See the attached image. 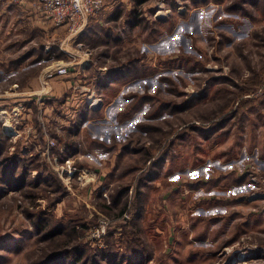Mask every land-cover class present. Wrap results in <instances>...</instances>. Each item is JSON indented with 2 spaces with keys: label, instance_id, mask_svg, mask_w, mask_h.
<instances>
[{
  "label": "rangeland",
  "instance_id": "374dc122",
  "mask_svg": "<svg viewBox=\"0 0 264 264\" xmlns=\"http://www.w3.org/2000/svg\"><path fill=\"white\" fill-rule=\"evenodd\" d=\"M8 3L7 0H0V35H6L4 39L1 38L3 43L0 42V48L3 49L0 53V96L7 97L11 93L9 89L14 84L11 80L15 79L17 88H13V92L17 97L0 99V131L6 135L10 126L16 127L14 136L7 139L8 157H40V167L31 173V177H38L45 172V175H54L66 192L62 196L57 194L60 189L57 183H53L50 189H45V186L33 189L35 200L26 197L27 193L23 195L25 191L31 190L29 187L16 193L9 191L0 198V264H42L64 251L70 254L64 264H70L71 256L79 259L75 248L80 246L86 249L88 255L83 253L78 264L84 263L88 256L95 258L99 264H109V258H100L102 251L108 256H116L117 261L113 264H264V199H248L252 189L263 192L259 182L264 179V160L260 156L264 152V139L253 141L255 147L252 145L248 148V144H245L239 156L203 157L199 155L200 151L189 156L185 141L178 138L185 131V119L172 112L176 101L180 104L186 98L198 94L195 88L203 82L199 80L200 75L205 74L201 70L208 69L213 73H219L220 70L221 75H230V69L234 67L233 59L229 61L223 52H219V41L215 40L216 29H212L213 34L209 35L207 41L197 35L192 42V53L181 45L178 55L182 56L171 61L167 55V27L161 29L151 25V32H131L133 37L129 40L133 45L140 48L144 45L147 49H152L150 46L154 44L150 42L153 40L152 37L149 40V36L153 33L162 36L157 44L161 55L153 54L152 59H145L144 66L140 67L141 74L150 67L160 69L159 74L153 77L157 80L154 82L155 88L149 86L151 80H146L147 75H143L139 79L142 81H127L130 85L141 83V89L134 86V92H128L126 89L131 86L124 85L108 92L98 89V84L89 76L91 72H88L87 79L91 84L95 83L105 107L91 111L88 120L77 124L78 112L81 109L87 111L83 103L76 104L80 100L79 93L69 89L65 80L52 81L46 89L39 91L38 78L45 63L67 58L65 54L56 57V53H90L83 42H79L84 31L76 38L69 39L65 29L55 28L48 23L44 25L47 30L41 39L40 33L33 29L36 20L30 8L23 6L15 10ZM262 6L263 9L257 12L258 22L253 40L247 44L248 58L251 54L254 57L247 62L260 71H264V18H261L264 4ZM20 37L26 40L34 38L32 48L24 47L25 43L19 41ZM43 43L46 47L43 56L45 62H34L40 57L38 52ZM224 47L228 51L232 43L226 42ZM234 48L235 45L232 52ZM17 50L21 53H16ZM31 50L35 53H30ZM28 52L33 55V60L21 63L22 69L27 67V70L16 74L7 73L11 66H8L9 63L15 61L12 56L16 55L14 59H19L21 54ZM235 52L238 51L235 49ZM155 56L156 59H153ZM90 62V69H94L92 54ZM186 62L189 68L196 71L192 77L199 76L192 78L194 81H189L185 75L188 68ZM30 63L33 66L28 68ZM134 65L137 66V63L131 67ZM175 69L178 73L172 76ZM20 81L23 83L20 84ZM28 91L38 92L31 96V101L19 94ZM113 97L116 100L112 112L110 100ZM253 97L258 98L255 94ZM16 115L19 116L12 117ZM67 115L76 117L69 118L68 123L65 119ZM259 115L264 118V114ZM254 117L257 118L256 115ZM254 123H257L256 119ZM137 128L139 135L132 137L131 134ZM41 130L46 140L53 138L56 141L49 157L32 155L35 147L33 136L37 137V144L43 143ZM176 132L175 140L178 143L175 149L178 153L175 162L181 167L171 171L169 159L164 172L160 166L157 176L161 158L167 159L168 149L175 142L169 147V138ZM68 133H72L69 144L75 143L77 150H80V146L84 150L83 163L73 159L75 162L71 166H76L79 173L71 177L61 172L68 165H65L66 159L58 158L57 152L67 144ZM125 145L130 149L147 147L153 151L152 155L143 154V165L139 158L137 162L126 163L121 167L125 174H122L119 185L129 186L127 193L122 192L125 189L111 193L108 189L100 190L98 186L97 195L88 196L90 188L99 181L107 180V175H103V164L99 165L101 157L92 155L93 151L98 150L108 157V148L116 149ZM69 149L71 151L73 147ZM158 157L159 162L151 166ZM189 161L193 165L184 164ZM93 173H98L100 179ZM153 174V183H158L159 188H146L145 194L138 195L135 183L144 177H153ZM252 178L257 183H253ZM58 196L62 198L56 203ZM121 196L123 200L118 202ZM138 197L145 199L146 203L141 200L139 203ZM72 231L74 234L71 236ZM50 233L52 237H47ZM67 239L71 242L65 244Z\"/></svg>",
  "mask_w": 264,
  "mask_h": 264
},
{
  "label": "crops",
  "instance_id": "0c3cea01",
  "mask_svg": "<svg viewBox=\"0 0 264 264\" xmlns=\"http://www.w3.org/2000/svg\"><path fill=\"white\" fill-rule=\"evenodd\" d=\"M263 4V0H111L103 13L89 20L86 29L79 37V42H83L86 48H88L97 67L96 69L94 65V69L89 70V73L91 72L89 76L98 84V89H105L108 92L124 85L126 87L135 86L141 88V83L130 85L127 81L139 80L143 75H147L146 80H151L149 86L155 88L154 82L157 80H154L153 77L159 74L160 69H155V66L150 67L151 69H148V72L146 71V73L141 74L142 68L140 67L144 66L143 61L145 59L151 60L153 54L161 55L158 52L157 44L160 43L162 36L161 34L156 36L155 33L149 36V40H151V37L153 40L150 42H154V44L150 46L152 49H147L144 45H142V48L133 45L129 40L130 37H133L131 36V32L137 30L139 34L141 32L145 33V31L151 32V25L154 28L161 27V29L167 27L169 32L166 36V39L169 40V52L167 55H169L170 60L182 56L181 54L178 55L182 48L181 45H183L184 49H187V52L192 53L193 39L199 35L201 39L207 41L210 39L209 35L213 34L212 29L215 28V40L219 41V52H223L229 61L233 59L232 63L234 67L230 69V75H221L220 72L222 71L220 70L218 71L219 73L216 72L217 74L208 69L201 70L205 74L200 75L199 80L203 82L195 88L198 94L186 98L180 104L176 101L172 112L175 116L179 115L185 119V131L178 138L185 141L184 146L189 151V156H193L196 151H200L199 155L203 157L239 156L240 150L245 144H248V148L252 145L255 147L256 144L253 141L261 138L264 139V118L262 115H259L264 114V71L256 70L252 67V63L247 62L249 59H254L252 54L250 58L247 56L249 51L247 44L253 40V33L256 30V23L258 22L257 12L263 9ZM25 6L30 8L31 15L36 20V25H34L33 29H36L40 33L41 39H43V35L46 34L47 30L44 27L45 24L34 13L31 6L28 4ZM12 8L15 10L19 9ZM5 9L2 14L5 12ZM157 12V15H163L164 18L155 17L154 15ZM262 17L264 18V14L261 12ZM5 37L6 35H0L1 43H3L2 39ZM19 39V41L22 42L23 40L25 43L24 47L29 46L32 48L34 38L30 37L26 40L20 37ZM226 42L232 43V47L235 45L234 51L236 49L238 52L233 53L232 47L228 51H225L224 44ZM40 48V52L38 53L42 55L37 57V61L43 60L44 52H46L44 43ZM32 50L30 53H35ZM1 52H3L2 48H0ZM15 52L21 53L19 50ZM30 53L21 54L19 59L17 57L14 59L16 55L12 56V60L15 61L9 63L8 66H11L9 67L10 69L8 68L7 73L12 72V74H16V72L21 73L27 70V67L22 69L23 64L21 63L33 60L31 59L33 55ZM153 59H156V56ZM0 62H2L1 59ZM135 62L137 66L131 67ZM30 64L28 68L33 66V63ZM186 66L188 68L185 75L189 78V81H194L192 78L199 77H192L196 71L189 68L188 62H186ZM177 73L178 71L175 69L172 76L177 75ZM169 78L172 80L171 77ZM259 90L261 92L257 95ZM254 94L258 97L257 99L253 97ZM116 97L110 100L112 104L110 110L112 112L114 111L113 105ZM169 112L172 114L171 111ZM255 115L257 118L254 117ZM260 118L261 120H259ZM254 119L257 120V123H254ZM138 132L139 129L135 133H132L131 136H138ZM176 134L177 132L169 138V147L177 138ZM176 143H178V140H175L171 149H168L167 159L161 158V165L157 167V176L160 173V166L163 170L166 161L169 159L170 162H167H169L171 171L178 169V166L179 168L181 167L179 163L175 162L178 153L175 149ZM83 153L84 150L81 146L80 150L74 147L71 151L68 149L60 159L76 160ZM106 154L108 155V159L99 161V165L103 164L102 168L105 171L103 175H107H105L107 180L105 182L99 181L97 185L90 188L88 196H96V188L98 186L100 190L108 189L111 193H116L115 191H121L122 189H125L122 192L127 193L129 186L119 185V181H121L125 174L121 171V167L126 163L137 162L139 158L142 159L141 165H143V154L152 155L153 151L147 147L130 149L128 145H125L116 149L108 148ZM260 156L264 160V152H261ZM155 159L152 161L153 164L151 166L159 162L160 157ZM76 161L83 163L81 159ZM184 164L193 165L191 161ZM138 168L136 167L135 169ZM93 175L97 179H100V177L98 178V173H93ZM106 177L104 178L106 179ZM154 179V174L153 177L148 176L141 180L139 179V182L135 183L138 188L137 194H143L146 188L158 189L159 185L158 183L157 185L153 183ZM138 199L139 203L141 201L142 203H146L145 199L140 197ZM121 200H123V196L118 199V202ZM222 218L224 219V215H222Z\"/></svg>",
  "mask_w": 264,
  "mask_h": 264
},
{
  "label": "built area",
  "instance_id": "2783aa9c",
  "mask_svg": "<svg viewBox=\"0 0 264 264\" xmlns=\"http://www.w3.org/2000/svg\"><path fill=\"white\" fill-rule=\"evenodd\" d=\"M9 4L15 8H22L25 5L31 6V9L36 13L42 23L47 25L51 24L55 28L65 29L68 32L69 39L73 38L80 33H82L90 19L97 17L105 10L106 6L111 0H8ZM167 12V11H166ZM154 15L157 18H164L163 15ZM76 38V37H75ZM66 55L65 60L54 59L51 62L45 63L42 66L40 75L38 78L39 91H43L47 86L50 85L52 81L56 80H65L69 84V89L77 91L80 95V100L76 104H82L88 112L98 111L105 107L102 98L96 91L94 84H91V81L87 79V73L91 68L90 62V53H63ZM56 58V57H55ZM45 62L40 60L37 63ZM43 64H40L41 66ZM105 70V68H104ZM152 87V86H151ZM17 88L16 84L9 89L11 92L7 97L0 96L1 98L7 99L9 96L17 97L15 92ZM138 88V87H137ZM141 89V88H139ZM150 89V88H149ZM128 92H134L132 87L126 89ZM17 93V92H16ZM38 92H19L21 96L26 97V100H32L31 96ZM68 104V103H67ZM14 112V110H13ZM6 113V111H5ZM1 115V114H0ZM19 115L12 116L18 117ZM76 116H66V122H70L69 118ZM63 120V118H62ZM17 122V121H16ZM18 123V122H17ZM88 123V122H87ZM15 127V126H14ZM82 127L81 130H83ZM16 127H9V131L6 133L7 137H12L15 134ZM42 134V130H41ZM41 139L43 140L42 145L37 144V137L34 138L32 142L35 144V147L32 149V155H42L43 157H49L50 150L55 148L56 142L53 138L51 140H46L45 136L42 134ZM96 157H101V160H106L108 157H104L102 152L95 150L92 153ZM54 155V154H53ZM59 158V155H58ZM84 159V156L81 155L77 157L76 160ZM74 161L72 159H66L65 165L67 169H61V172L66 173L69 177L72 174H77L76 166H71ZM251 167V165L249 166ZM78 170H80L78 168ZM58 172V171H57ZM68 172V173H67ZM74 177V176H73ZM253 183H257L255 178H252ZM259 184L262 186L261 191L252 189V193L248 195L250 201L264 199V179H260Z\"/></svg>",
  "mask_w": 264,
  "mask_h": 264
},
{
  "label": "trees",
  "instance_id": "16d2710c",
  "mask_svg": "<svg viewBox=\"0 0 264 264\" xmlns=\"http://www.w3.org/2000/svg\"><path fill=\"white\" fill-rule=\"evenodd\" d=\"M42 54L40 53V56ZM60 57L63 56V53H56V57ZM22 61V60H20ZM34 62H37V60H35ZM19 63V62H18ZM19 80V79H18ZM27 80V79H26ZM169 80V79H168ZM16 81V82H15ZM17 84V80H11V83ZM23 83L20 81V84ZM153 99V96L152 98ZM92 113L85 111L84 109H81L78 112L77 115V124L81 121H85L88 120L90 115ZM142 127L143 124H141ZM146 133V132H145ZM72 133H68L66 135L67 139V144H65L64 147H62V149H59L57 152L59 153L61 158L64 153L67 152V150L69 149L70 146H72L74 148L75 143L73 144H69V142L72 139L71 136ZM8 137L6 135H4V133H2V131H0V198L3 195H6L7 192L9 191H14L15 193L17 191H23L25 190L26 187H29L31 190L23 193V195H26V197H28L29 199H36V197H34L32 194L33 193V189H37L38 187L41 186H45V189H50L52 187L53 183H57L58 188L60 189L57 194H60L61 196L64 194V187L60 184V180L58 178H56L54 175H45L46 172L38 177H31V173L34 170H37L40 164V157H24L22 156L21 158L17 159L15 158L13 155H11V158L8 157V153H9V143L7 141ZM69 144V145H68ZM97 146V145H96ZM45 171V169H44ZM66 192V191H65ZM62 197L58 196L57 200L55 201L56 203L59 202ZM74 234V231L71 232V236ZM51 235V236H50ZM47 237H52V234H48ZM71 240L67 239L64 243L68 244L70 243ZM75 252L79 254V256L81 257V255L83 253H86V249H84V247L80 246V247H76L75 248ZM69 251H64L58 254L53 255V257L51 259H49L48 261H45L42 264H64V262H66V260L69 257ZM88 254L86 253L85 256H87ZM110 255V254H109ZM80 257L78 258H72L71 256V263L72 264H78L80 262ZM104 257L109 258V264H113L116 263L117 258L116 256H108L107 254H105V251H102V256L100 257L101 259H104ZM122 257V256H121ZM87 258V259H86ZM86 260H90V262H86V260L84 261V263H80V264H99L95 258L88 256L86 257ZM70 263V264H71ZM66 264V263H65Z\"/></svg>",
  "mask_w": 264,
  "mask_h": 264
}]
</instances>
